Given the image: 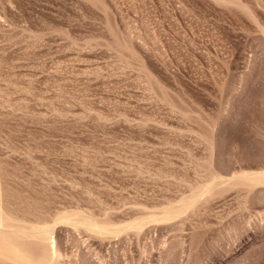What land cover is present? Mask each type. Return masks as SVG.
Returning <instances> with one entry per match:
<instances>
[{
  "label": "rangeland",
  "instance_id": "1",
  "mask_svg": "<svg viewBox=\"0 0 264 264\" xmlns=\"http://www.w3.org/2000/svg\"><path fill=\"white\" fill-rule=\"evenodd\" d=\"M0 264H264V0H0Z\"/></svg>",
  "mask_w": 264,
  "mask_h": 264
}]
</instances>
